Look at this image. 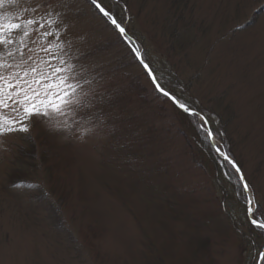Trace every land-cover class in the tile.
Segmentation results:
<instances>
[{
    "label": "rangeland",
    "instance_id": "1",
    "mask_svg": "<svg viewBox=\"0 0 264 264\" xmlns=\"http://www.w3.org/2000/svg\"><path fill=\"white\" fill-rule=\"evenodd\" d=\"M49 3L61 14L59 36L29 47L48 61L39 46L63 44L51 55L72 58L90 107L66 119L34 117L29 133L0 137V264H252L255 256L245 260L230 228L196 230L159 199L169 186L174 194L193 182L212 184L208 173L192 170L175 134L182 130L196 148L193 124L156 98L131 48L139 47L189 106L226 122L231 158L264 208V0H126V14L109 4L124 16L132 44L88 0ZM4 11L15 18L20 7ZM132 82L142 99L127 100ZM114 89L118 101L105 107L99 100ZM38 133L49 143L51 167L18 163L23 137ZM200 198L204 223L211 205ZM199 238L209 239V252Z\"/></svg>",
    "mask_w": 264,
    "mask_h": 264
},
{
    "label": "snow or ice",
    "instance_id": "2",
    "mask_svg": "<svg viewBox=\"0 0 264 264\" xmlns=\"http://www.w3.org/2000/svg\"><path fill=\"white\" fill-rule=\"evenodd\" d=\"M91 3L107 17L121 36L127 38L126 29L110 11L98 0H91ZM6 5H16L20 11L15 18L7 11L0 13V137L29 133L34 117L46 121L66 119L69 115H77V109L90 107L86 100L88 93L83 91L80 79L75 78V65L69 62L72 58L66 60L62 56L51 55L53 51L62 49L63 44L39 46L40 51L50 56L48 61L38 58L34 49L29 47L30 44L36 45L39 39L59 36L57 28L61 23V14L52 4H46V0H24L22 7L19 0H0V8ZM25 14L30 16L25 18ZM54 25L57 27L53 28ZM131 51L146 70L156 90L193 117L194 122L198 118V127L205 132L210 146L239 174L246 218L255 228L264 230V208L255 201L239 165L213 142L214 133L208 127V119L161 86L149 64L144 61L139 47H132ZM51 60H57L58 63L53 64ZM73 78L75 82H70ZM83 83L88 84L90 81L85 80ZM57 126L68 127L66 123ZM256 264H264V249L258 252Z\"/></svg>",
    "mask_w": 264,
    "mask_h": 264
},
{
    "label": "trees",
    "instance_id": "3",
    "mask_svg": "<svg viewBox=\"0 0 264 264\" xmlns=\"http://www.w3.org/2000/svg\"><path fill=\"white\" fill-rule=\"evenodd\" d=\"M93 9L100 15L99 11L96 7L88 0ZM98 2L105 7L106 10L110 11L121 23V25L127 29V25L125 23L124 16H120L117 11L109 10V4L119 5L121 6V11L123 14L127 13L125 8L126 0H98ZM260 10H257L252 15V20L255 19L257 14H259ZM103 17V16H102ZM251 23V22H249ZM247 25V24H245ZM245 25L243 27H245ZM116 30V29H115ZM123 41V39H122ZM149 64V63H148ZM150 65V64H149ZM154 75L157 80L166 90L173 93L176 97L180 99L181 102L187 104L183 97L178 94L177 90L174 87V84L168 83L165 81L162 75L158 73L157 68L150 65ZM143 73L148 79L146 72ZM149 80V79H148ZM151 84V83H150ZM152 85V84H151ZM153 87V86H152ZM138 85L136 83H130V91L127 97V100L130 96L135 99H142V95L137 93ZM140 90V89H139ZM153 91L155 93L156 98L160 102H170L167 97L163 96L161 93L155 90L153 87ZM120 95L119 89H114L111 94H105L99 101L103 99L104 106L110 105L112 106L118 101V96ZM140 96V97H138ZM136 101V100H135ZM141 101V100H140ZM142 102V101H141ZM188 105V104H187ZM173 106H175L173 104ZM192 107V106H190ZM177 109V114L179 116L186 118L189 120L195 130L197 135V143L195 144L196 148L190 145L186 136H184L183 131L178 129L175 134H178L180 138L183 140V147L185 148L186 154L189 156V160L191 163V168L194 172H201L203 175L206 173L210 176L211 187L206 186V184L202 181L193 182L189 189L187 187H181L177 189V192L174 194L169 192L170 186L165 189L163 188L161 192V197L159 198L164 205L172 212L175 218L190 222L196 230H200L203 227H207V225L211 224L212 229H224L226 227L230 228L239 238L243 247L245 248L244 253H246V261L249 262L251 256H255V260L252 261V264H256V258L258 252L261 249H264V230H260L255 228L250 224L249 220L246 218V205L245 200L242 195V186L238 182L237 173H235L234 169L229 165L226 161L220 158L215 150L210 146L209 141L205 135V132L202 131L198 127V120L194 122L193 117H190L187 113L182 110ZM194 108V107H192ZM196 111L198 109L194 108ZM106 111L104 110L101 114V117L104 119V115ZM198 112V111H197ZM131 115V114H130ZM209 121V128L212 129L214 133V138L222 143L221 150L227 153L230 157L232 156V151L229 148L228 142V134L226 131V122L222 121L223 119L218 116V122H214L209 116H206ZM132 121L134 120L133 116L129 118ZM154 131V129H153ZM129 133L131 140L133 139V133L131 130L127 129L124 131ZM49 143H47L46 137L42 133H38L36 136L32 137L30 135H25L23 137V145H20L17 149L18 155V163L22 161V164L27 165L28 167L35 168L37 166L43 165L46 168L49 165L50 159L52 157V153L50 148L48 147ZM20 159V160H19ZM167 163L166 161H163ZM237 163V162H236ZM48 164V165H47ZM241 168V165L237 163ZM168 164L164 166L167 170ZM160 170L152 172V174H158ZM204 172V173H203ZM225 173L229 175L226 176ZM148 189L153 190V188L157 187L155 183H149ZM165 187V186H164ZM203 197V201L211 205L210 213L207 214L206 222L202 223V215L197 209L201 208V198ZM196 196V197H195ZM185 197H189L190 199L186 201V203H178L173 198L178 200H182ZM208 238H199L198 246L200 249H203L209 252L210 243ZM207 258V257H206Z\"/></svg>",
    "mask_w": 264,
    "mask_h": 264
},
{
    "label": "water",
    "instance_id": "4",
    "mask_svg": "<svg viewBox=\"0 0 264 264\" xmlns=\"http://www.w3.org/2000/svg\"><path fill=\"white\" fill-rule=\"evenodd\" d=\"M95 6V5H94ZM99 11V10H98ZM100 12V11H99ZM102 14V13H101ZM103 15V14H102ZM124 39L126 40V38L124 37ZM128 40H129V42L130 43H134V41H133V39H131V38H128ZM138 61V60H137ZM139 62V61H138ZM140 64V63H139ZM141 65V64H140ZM142 66V65H141ZM142 68H143V66H142ZM144 69V68H143ZM144 71L146 72V70L144 69ZM147 73V72H146ZM148 75V74H147ZM148 78H149V80H150V82H151V84L153 85V83H152V80H151V78L149 77V75H148ZM153 87L155 88V86L153 85ZM155 90H156V88H155ZM157 91V90H156ZM160 93V92H159ZM176 106V105H175ZM177 107V106H176ZM178 108V107H177ZM179 109V108H178ZM181 110V109H180ZM215 150V149H214ZM221 150V149H220ZM216 152V151H215ZM217 153V152H216ZM218 154V153H217ZM219 155V154H218ZM220 156V155H219ZM221 157V156H220ZM222 158V157H221ZM223 159V158H222ZM224 160V159H223ZM239 174H237V176H238Z\"/></svg>",
    "mask_w": 264,
    "mask_h": 264
}]
</instances>
